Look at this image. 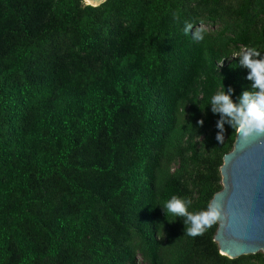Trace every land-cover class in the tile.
I'll use <instances>...</instances> for the list:
<instances>
[{
    "label": "trees",
    "instance_id": "1",
    "mask_svg": "<svg viewBox=\"0 0 264 264\" xmlns=\"http://www.w3.org/2000/svg\"><path fill=\"white\" fill-rule=\"evenodd\" d=\"M243 47L264 0H0V264H264L160 206L223 188L210 102L250 89Z\"/></svg>",
    "mask_w": 264,
    "mask_h": 264
},
{
    "label": "water",
    "instance_id": "2",
    "mask_svg": "<svg viewBox=\"0 0 264 264\" xmlns=\"http://www.w3.org/2000/svg\"><path fill=\"white\" fill-rule=\"evenodd\" d=\"M84 1L100 5L106 0ZM223 159V188L210 201L221 206L215 233L220 252L231 258L264 252V136L244 140L237 133Z\"/></svg>",
    "mask_w": 264,
    "mask_h": 264
},
{
    "label": "clouds",
    "instance_id": "3",
    "mask_svg": "<svg viewBox=\"0 0 264 264\" xmlns=\"http://www.w3.org/2000/svg\"><path fill=\"white\" fill-rule=\"evenodd\" d=\"M188 28H191V25ZM195 38L203 39L200 31L195 33ZM231 57H237L238 65L249 70L247 79L252 83L250 89L242 91L235 102L232 99V89L218 92L211 98V111L221 117L217 122L220 132L216 137L221 143L224 141L225 122L244 140L253 135L264 136V58H261V52L254 47H243ZM198 123L203 125V120ZM191 203L190 199L172 196L160 206L165 216L185 218L184 232L188 236L196 237L203 235L218 221L221 216V206L219 203H209L206 209L191 212L189 211Z\"/></svg>",
    "mask_w": 264,
    "mask_h": 264
},
{
    "label": "bare ground",
    "instance_id": "4",
    "mask_svg": "<svg viewBox=\"0 0 264 264\" xmlns=\"http://www.w3.org/2000/svg\"><path fill=\"white\" fill-rule=\"evenodd\" d=\"M89 1H91V0H89Z\"/></svg>",
    "mask_w": 264,
    "mask_h": 264
},
{
    "label": "rangeland",
    "instance_id": "5",
    "mask_svg": "<svg viewBox=\"0 0 264 264\" xmlns=\"http://www.w3.org/2000/svg\"><path fill=\"white\" fill-rule=\"evenodd\" d=\"M143 264H145V263H143Z\"/></svg>",
    "mask_w": 264,
    "mask_h": 264
}]
</instances>
